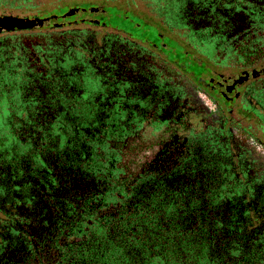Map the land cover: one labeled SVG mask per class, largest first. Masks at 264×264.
<instances>
[{
    "label": "flooded vegetation",
    "instance_id": "1",
    "mask_svg": "<svg viewBox=\"0 0 264 264\" xmlns=\"http://www.w3.org/2000/svg\"><path fill=\"white\" fill-rule=\"evenodd\" d=\"M58 1L0 0V264H264V0Z\"/></svg>",
    "mask_w": 264,
    "mask_h": 264
},
{
    "label": "rangeland",
    "instance_id": "2",
    "mask_svg": "<svg viewBox=\"0 0 264 264\" xmlns=\"http://www.w3.org/2000/svg\"><path fill=\"white\" fill-rule=\"evenodd\" d=\"M49 1H53L52 4L60 3L58 0H42L43 6L49 5ZM87 4H94V5H104V6H112L107 8V14L106 16L109 17V20L111 23L120 25V26H126L127 24L125 22H120V18L118 16L123 15L122 13H118L121 9H141L142 5L145 1H151V0H84ZM85 4V5H87ZM118 6V7H114ZM51 5L48 7L50 8ZM121 8V9H120ZM151 9H156V6L151 5ZM129 26L131 24H128ZM153 32V29L150 30V33Z\"/></svg>",
    "mask_w": 264,
    "mask_h": 264
},
{
    "label": "water",
    "instance_id": "3",
    "mask_svg": "<svg viewBox=\"0 0 264 264\" xmlns=\"http://www.w3.org/2000/svg\"><path fill=\"white\" fill-rule=\"evenodd\" d=\"M97 9H99V8H95V10H97Z\"/></svg>",
    "mask_w": 264,
    "mask_h": 264
},
{
    "label": "trees",
    "instance_id": "4",
    "mask_svg": "<svg viewBox=\"0 0 264 264\" xmlns=\"http://www.w3.org/2000/svg\"><path fill=\"white\" fill-rule=\"evenodd\" d=\"M121 9V8H120Z\"/></svg>",
    "mask_w": 264,
    "mask_h": 264
}]
</instances>
